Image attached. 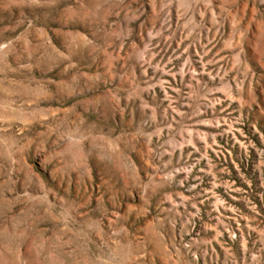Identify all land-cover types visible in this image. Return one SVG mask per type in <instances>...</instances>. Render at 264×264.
I'll use <instances>...</instances> for the list:
<instances>
[{"label":"rangeland","instance_id":"rangeland-1","mask_svg":"<svg viewBox=\"0 0 264 264\" xmlns=\"http://www.w3.org/2000/svg\"><path fill=\"white\" fill-rule=\"evenodd\" d=\"M0 264H264V0H0Z\"/></svg>","mask_w":264,"mask_h":264}]
</instances>
